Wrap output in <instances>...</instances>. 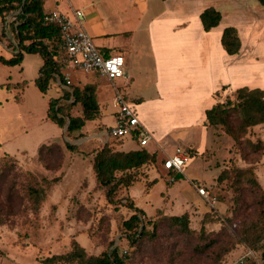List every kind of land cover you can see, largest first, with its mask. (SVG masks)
Returning <instances> with one entry per match:
<instances>
[{
  "label": "rangeland",
  "instance_id": "obj_1",
  "mask_svg": "<svg viewBox=\"0 0 264 264\" xmlns=\"http://www.w3.org/2000/svg\"><path fill=\"white\" fill-rule=\"evenodd\" d=\"M136 1L139 4H133ZM201 2L216 5L220 13L219 23L212 27L215 32L232 25L241 40L235 55L223 56L214 48L216 61L239 59L240 76L245 68L239 82L260 87L264 84V7L257 0ZM71 5L87 13L85 27L91 35L97 29L134 30L140 50L129 59L141 67V78L134 79L132 87L149 84V79L142 77H151L153 67L145 22L152 11H164L166 5H159L163 9L157 11L156 5L139 0H59L61 10ZM11 27L9 22L3 25L0 14V56L6 59L14 45ZM21 62L20 66L0 62V264H49L46 258L68 252L73 242L83 247L85 256L116 249L124 264H229L248 249L259 256L264 245V122L247 127L234 139L222 125L204 121L200 143L195 137L193 145L188 144L191 127L186 122L197 116L193 109L197 102L166 99L152 106L154 101H144L151 108L143 115L147 121L143 125L153 136L146 148L155 152V160L128 170L109 200L106 187L96 182L92 161L94 152L103 145L113 150L120 146L119 140L107 134L111 85L91 73L69 85L81 87L88 83L85 79L96 82L100 112L68 136L65 126L60 128L46 119L48 99L61 96L67 87L51 81L47 91L41 92L33 80L42 57L25 53ZM118 79L115 83H121ZM234 92L217 95L225 102L226 98L235 100ZM148 93L154 94L152 89ZM24 95L26 99H20ZM128 103L139 116L137 101L129 98ZM187 108L193 110L186 112ZM66 112L81 115V106L71 105ZM237 124L238 120L233 126ZM50 137L54 138L43 145L40 157L32 155L38 143ZM65 142L76 145L77 152H69ZM135 146L140 148L125 138L120 148ZM176 146L186 148L191 159L183 177L173 180L162 160ZM58 176L59 181L53 184L51 180ZM193 183L209 191L208 199L197 194ZM31 187L45 192L37 206ZM134 206L144 211L138 226L139 230L143 225L144 233L129 237L122 223ZM182 215L186 216V227L171 219Z\"/></svg>",
  "mask_w": 264,
  "mask_h": 264
},
{
  "label": "trees",
  "instance_id": "obj_2",
  "mask_svg": "<svg viewBox=\"0 0 264 264\" xmlns=\"http://www.w3.org/2000/svg\"><path fill=\"white\" fill-rule=\"evenodd\" d=\"M257 1L264 7V0ZM44 12V0H0V14L2 15L3 25L9 22L12 26L13 42L16 44L13 48L16 52L8 59L0 56V62L13 66L21 63L24 53L39 54L42 57V64L38 76L34 79V85L43 93L47 91L51 81L58 85L55 75H61V66L58 62L61 54L60 28L57 24L43 23L42 15ZM8 16L12 18L8 20ZM199 17L203 29L208 31L219 23L220 13L214 7L209 6L201 11ZM220 42L228 54L238 53L240 39L235 27H225ZM95 90L96 86L92 83H85L81 87L76 85L67 87L61 96L48 99L46 119L60 128L65 126V133L68 136L79 132L86 121L93 120L99 115L100 111ZM234 93L235 100L230 98H226L225 102L218 100L205 111V123L210 125L220 124L228 134L237 139L246 132L247 127L264 122V90L243 86L237 88ZM70 98L73 100L69 101ZM76 104L81 106V115L68 114L66 112L67 108ZM237 120V126H233ZM52 138L54 137L47 139L38 146L35 153L38 158L43 145ZM117 140L120 141L119 145L123 142V139ZM65 147L69 152H77V147L74 144L65 142ZM155 157V152L149 150L146 146L125 151L113 150L107 145H103L93 154L92 169L96 182L101 187H106V198L111 200L117 186L122 184L128 170L137 168L149 161H154ZM170 172L173 173V180L183 177L182 173ZM117 173H120L118 177ZM59 178L60 176L55 177L51 182L56 184ZM29 192L34 197L36 206L39 201L44 199L45 192L41 187H31ZM143 214L144 211L141 208L134 206L132 214L123 221L122 224L129 237L143 235V225L138 230ZM184 216H173L171 219L180 223L181 227H186L187 223L184 219L186 216ZM257 257H259L260 264H264V245L261 246L260 254ZM57 262L67 264L74 262L77 264H124V259L118 255L116 249L103 251L98 256H85L83 247L73 242L72 248L68 252L52 255L45 259V263L53 264ZM247 264L256 263L248 259Z\"/></svg>",
  "mask_w": 264,
  "mask_h": 264
},
{
  "label": "crops",
  "instance_id": "obj_3",
  "mask_svg": "<svg viewBox=\"0 0 264 264\" xmlns=\"http://www.w3.org/2000/svg\"><path fill=\"white\" fill-rule=\"evenodd\" d=\"M139 1L143 4L156 5L157 11L163 9V6L160 8L159 5H166L164 11H152L150 15L147 16V22H145L146 46L149 49L153 67L151 77L147 78L146 74H143L142 77L143 79H149V84L143 82V85L140 88L132 87L133 80L141 78L138 72L141 67L137 66L136 63H133L130 60L131 58H134L135 54L138 53V50H140L137 48V40L135 39L133 29L116 32H105L104 30L97 29L96 32L91 35L85 27V18L87 13L85 14L83 11L84 28L93 37L94 41L95 38H99L98 41H95V43L102 53L111 54L120 52L124 55L125 76L118 79L121 83L116 82V84L115 81L114 83L119 87L127 100L130 98L137 101L139 111L138 118L142 124L143 121L147 123V121L144 120L143 115L147 109L151 108L150 106L147 107L144 105V101H148V99L154 101V104H151L152 106H156V102L166 99L180 102L184 100L197 102L196 105L194 103L193 107V109L196 108L197 110V116L187 119L186 122V124L188 123V125L191 127L189 130L188 144H193L195 137L199 139V137L202 138L203 136L205 130V111L212 107L218 100H220L217 93L223 92L224 96H227V94L235 91L237 88L245 86L243 82H239V79L243 77L245 71V68L243 67L242 74L240 76L239 59H235L234 57L227 61H224V59L216 61L215 56H213L214 48L221 52L223 56L224 54L226 55L227 52L224 50L220 42V38L223 29L232 25H225L221 30L218 29L217 32H215L216 29L213 28L205 31L203 29L199 14L203 9L209 6H212L216 9L217 7L214 4L204 6V4L201 2L202 0H200V2H197V0ZM133 4L137 5L139 3L136 1L133 2ZM53 7L60 9L59 0H44L45 11ZM73 7L74 6L71 5L70 8L65 11L61 9L60 10L70 15L72 14L73 9H82L81 7ZM139 18L140 17L137 16V20H139ZM4 33H7V30H5ZM14 45L16 44L14 43ZM13 48L12 54L16 52V50ZM127 61L128 64H126ZM20 64L13 66H20ZM79 76L85 75L77 74L75 76L76 78L72 79V83L75 81H80L81 79H79ZM85 80L88 83H96L91 80ZM17 82L19 86L20 81ZM7 88L10 89V86L8 85ZM249 88H260L264 90V84H262L260 87ZM149 89H152V93L154 94H149ZM20 99L25 100V95L23 98L20 97ZM204 101H208V104H206ZM193 109L187 108L186 112H189ZM112 113L113 108L109 115L111 118L110 125L113 122ZM148 125L151 128L155 127L150 123ZM46 140L44 139L39 142L37 148L42 142ZM196 145L198 146V144ZM120 146L119 149L125 151L137 149V146L130 147L128 149L120 148ZM35 153L32 155H35Z\"/></svg>",
  "mask_w": 264,
  "mask_h": 264
},
{
  "label": "built area",
  "instance_id": "obj_4",
  "mask_svg": "<svg viewBox=\"0 0 264 264\" xmlns=\"http://www.w3.org/2000/svg\"><path fill=\"white\" fill-rule=\"evenodd\" d=\"M43 23L57 24L60 28L61 54L58 62L61 66V75H55L58 84L68 87L77 74L95 73L104 78L113 89L111 106L113 108V122L107 127V134L117 139L129 138L139 147L146 146L153 140L149 131L139 120L134 106L128 103L124 94L114 81L125 76L124 55L120 52L102 53L93 37L86 31L83 25L84 13L81 9H73L72 16L53 7L42 15ZM191 155L182 146H176L171 153H166L162 160V166L167 171L184 173ZM199 196L208 199L209 191L193 183ZM251 259L260 264L257 255L251 249L240 254L229 264H247Z\"/></svg>",
  "mask_w": 264,
  "mask_h": 264
}]
</instances>
